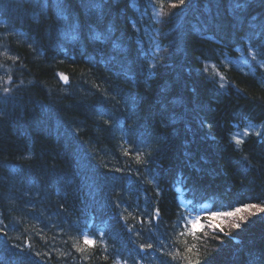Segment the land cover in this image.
I'll list each match as a JSON object with an SVG mask.
<instances>
[{"label": "trees", "instance_id": "obj_1", "mask_svg": "<svg viewBox=\"0 0 264 264\" xmlns=\"http://www.w3.org/2000/svg\"><path fill=\"white\" fill-rule=\"evenodd\" d=\"M71 35L94 54L71 61ZM134 46L118 79L120 53ZM55 64L74 89L59 90L64 103L36 89H57ZM142 100L162 112L149 120L161 127L105 143L109 129L135 124ZM36 103L45 118L31 111ZM240 138L247 150L232 146ZM29 146L39 159L26 156ZM63 152L82 153L83 163L67 164ZM38 162L55 189L36 178ZM134 175L135 187L108 198L106 184L116 191V177ZM0 180L48 196L20 216L11 213L17 198L0 195V239L10 231L21 244L0 247V264H264V0H0ZM178 185L229 211L179 234ZM36 217L52 218L55 235ZM90 223L95 240H80L78 226Z\"/></svg>", "mask_w": 264, "mask_h": 264}, {"label": "bare ground", "instance_id": "obj_2", "mask_svg": "<svg viewBox=\"0 0 264 264\" xmlns=\"http://www.w3.org/2000/svg\"><path fill=\"white\" fill-rule=\"evenodd\" d=\"M94 24H100L99 21L97 20V17H94ZM94 31V30H92ZM77 35H71L69 37H64L65 40L69 41L71 44H74L75 49L72 51L66 50L65 53L67 52V56L71 59V61L76 62L78 55L76 53H84L85 55H90V54H94V51H90V50H83L81 48H78L79 46H84L83 43H80L78 41H76L75 37ZM75 40H74V39ZM76 44V45H75ZM87 45V47H91L92 46V42L88 41L85 43ZM140 46H143L142 44H140ZM137 47V46H136ZM128 55L120 53L122 56H126L124 59L122 58V56H120L119 61H118V66H117V70L115 71V76L118 77V79H123V77L126 74V71H124V69L129 65V62L127 60H125L126 58L129 57V55L132 56V58H134L136 56V49L135 46L133 48H129V50L127 51ZM76 54L74 57H72L69 54ZM119 54V55H120ZM85 57V56H84ZM86 58V57H85ZM207 58H204L203 62H202V66H199L198 64V70H201L203 68L204 63H206ZM124 60L126 62V64H124ZM134 60V59H133ZM137 61H140V59H138ZM141 65L143 68V64L140 62L138 64H136V66ZM197 69V68H195ZM190 70V69H189ZM236 70V69H235ZM51 71H53L54 74V80H53V84L58 85L57 89H55V91L49 92L47 93L45 91V89H43V87L41 85H36L37 87L41 88L43 91L41 93V90L39 88L36 87V89H38L40 91V94H43L44 97H40L42 100L43 99H49V101H55L58 97L59 101L64 103V100L60 97V91H62L63 94H71L72 96H75V94L73 93L72 86L68 85V84H63L66 83L67 79H68V75L67 73H64L65 70L62 66L59 65H54L51 67ZM238 72V71H237ZM60 77V79H59ZM46 88V87H45ZM65 88V89H63ZM47 89V88H46ZM48 90V89H47ZM63 90H66V92H64ZM58 91V94H57ZM35 95H39L37 93L33 94ZM42 96V95H40ZM144 99H146L145 97H143ZM63 100V101H62ZM100 101H107L106 98L101 95L100 97ZM135 108L137 110V120L135 122L136 127H134L135 124H131L128 128H122V130H118V129H109V134H107L108 138L105 137V139L103 140L105 143L109 142V139L114 143V144H118L119 146L122 145H127V143L129 142L128 139V135L125 129H132L134 128V130L137 132H142L144 135L146 134V131L151 130L154 131L155 129H159L160 123H150L149 120H159L161 121V116L163 114H161L162 112L159 111V113H155L154 111L151 112V105L148 102H135ZM60 106V103H59ZM154 107V106H153ZM59 108H57L58 110ZM153 109V108H152ZM31 111L33 112V114L35 115V117H46L47 115V108L36 103L35 105L32 106ZM60 111V109H59ZM166 115V113L164 114ZM60 117L57 115V117L54 118V124L55 126L59 128V132L66 137V140L69 141V139H71V133L67 130L66 127L63 126V123L61 119H59ZM67 123V122H66ZM109 125V123H107ZM40 138H42V135H40ZM122 141V142H119ZM232 146L234 148H236L237 150H247L249 145L251 144V141H245L243 140V138L237 139V140H232ZM181 152L183 153V150H181ZM185 152V151H184ZM187 152V150H186ZM24 153L26 154V156L28 155V157L30 158L31 155H35L37 159H39V156L37 155V153L35 152L34 149L31 148V146H29V149L24 150ZM94 153V150L91 149L90 152H88V156L89 158H91V154ZM196 155V153H195ZM194 155V156H195ZM82 157V153H68V152H63L62 153V157L65 162L67 164H76L78 161H80V165L83 163V161H81ZM92 161L91 163L93 164H97L95 163V161H93V158H91ZM168 159V158H167ZM201 159L203 160V162H207L209 163L211 160L203 155H201ZM40 161V160H39ZM5 162H9L8 160H5ZM42 163V162H41ZM111 164H113L111 162ZM110 164H108V166H103V168L108 169ZM98 166V165H97ZM38 168L39 171L38 174L36 175V178L40 179L42 181V186L46 187L47 189H55L57 187V181H55V179L53 178V175L51 174L50 170L47 169L45 163H42L39 165L38 162ZM135 177V175H134ZM114 182V189L115 190H111L109 188V184H106V189H107V195L108 198L111 199L113 196H116L117 194H123L124 190H126L130 187H135L138 182H139V178L135 177V178H128V179H124L123 177H116ZM141 184L144 185L143 182H141ZM175 184H173L174 186ZM226 189H229V185H226L225 187ZM190 190V195L188 196V194H186L187 192L184 191L183 186L178 185L177 187V195L180 196V200L182 203V206L185 208V214L183 219L180 218V222H179V227L177 225V222L175 223V226L178 227L179 229V234H180V230L181 233L182 232H190L191 228L198 224L200 222V219H202L203 217H207L208 220V224L211 226V224L216 225V223L218 221H220L222 219V216L220 215H216L219 213H222L224 211H229L225 205V201L221 200V201H216L215 199H213L212 197L210 198H206L204 195H200V193H202L201 191H197V189H189ZM39 192L38 191H34L33 189H31V187H18L17 188H13L11 187L8 183H6L4 180L1 181L0 180V195L1 198L2 197H12V198H17L16 199V203L15 205H12L11 207V213H15L17 215L20 214V216L22 215V213H24L26 211V205L27 208H31L30 205H35L34 202H38L39 199H47L48 196L46 195V193H40L39 195H37ZM145 194V193H144ZM59 198H63L62 196ZM196 199V201H195ZM2 201H4V199L2 198ZM215 203V204H214ZM4 207V205H3ZM30 214H32V212L30 211ZM224 214V213H223ZM156 213H153V216H155ZM33 218V215H32ZM38 221V224H40V226L44 227L47 229V233L51 234V235H55V228H56V224L53 222L52 218H48L45 219L44 217H36L35 218ZM15 223V222H13ZM6 230V229H5ZM94 226L90 223L87 225L84 224H80L77 228V232L78 233V238L80 240H83L84 238L86 239H90V240H95V236H94ZM11 236H14L13 238H9ZM15 237H17L16 235H12V233L9 231L7 233V236H3L2 239H0V247H4V248H10V247H19L20 245L15 241ZM41 247L37 248L35 251L39 250ZM38 255L40 256V253L38 252ZM53 256V251H49L48 257ZM42 257V256H41ZM64 261H68L66 259H64ZM120 262H123L124 264L125 261L123 258H118L117 259V263L121 264ZM67 264V263H64Z\"/></svg>", "mask_w": 264, "mask_h": 264}, {"label": "rangeland", "instance_id": "obj_3", "mask_svg": "<svg viewBox=\"0 0 264 264\" xmlns=\"http://www.w3.org/2000/svg\"><path fill=\"white\" fill-rule=\"evenodd\" d=\"M121 264H124L123 262H120Z\"/></svg>", "mask_w": 264, "mask_h": 264}]
</instances>
